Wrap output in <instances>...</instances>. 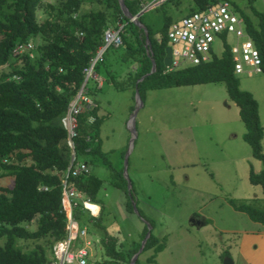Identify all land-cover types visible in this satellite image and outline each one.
Listing matches in <instances>:
<instances>
[{
	"label": "trees",
	"instance_id": "trees-1",
	"mask_svg": "<svg viewBox=\"0 0 264 264\" xmlns=\"http://www.w3.org/2000/svg\"><path fill=\"white\" fill-rule=\"evenodd\" d=\"M212 2L189 0L186 16L204 10ZM166 3L176 6L174 0H166L154 9H162ZM87 4L89 7L83 10L82 6ZM124 5L131 16H136L145 3L124 0ZM252 11L258 19L256 27L246 17L243 19L259 53L264 75V15ZM162 15L163 23L157 31L145 22V12L136 19L147 31V47L145 32L124 16L118 0H0V177L12 179L11 187L0 185V240L3 241L0 264H47L53 244L65 236L60 180L69 166L71 150L66 144L61 118L83 82L84 70L103 46V32L116 28L117 23L122 25L121 45L106 47L95 62L93 72L102 79V84L97 88L94 81V90H101L107 81L119 88L105 61L108 51L116 53L118 49L122 50L121 60L134 68L125 77L140 99L148 89L223 83L244 125L243 140L252 157L262 163L261 171L256 174L250 170L248 179L264 193L263 128L258 104L249 92L240 89L228 44H224L221 55L213 56L208 63L166 71L163 65L165 48L169 46L166 31L172 20L165 11ZM32 40L37 41L32 59L25 54L11 56L16 44ZM151 61L155 64L152 73ZM88 81L86 93L91 98L93 88L88 86ZM91 100L95 106L77 115L73 138L75 160L88 165L103 158L110 170V183L123 192L126 210L132 213V202L135 204L132 184L128 190L122 170L113 169L100 151L98 130L104 118L98 114L95 100ZM67 182L98 206L101 178L88 172L77 177L69 175ZM229 204L252 222L264 226V205L257 206L255 200L248 204L229 200ZM99 207L97 218L82 206L75 209L74 217L79 224H89L99 230L105 256L99 264H129L148 226H143L138 243L124 249L102 226L103 207ZM138 215H141L139 211ZM18 240L34 242V245L31 250L23 251L16 246ZM164 247L165 239L156 238L150 230L141 253L151 250L154 257ZM221 258L230 257L225 253ZM137 260L138 257L134 264Z\"/></svg>",
	"mask_w": 264,
	"mask_h": 264
},
{
	"label": "rangeland",
	"instance_id": "rangeland-1",
	"mask_svg": "<svg viewBox=\"0 0 264 264\" xmlns=\"http://www.w3.org/2000/svg\"><path fill=\"white\" fill-rule=\"evenodd\" d=\"M142 1L149 5L155 0ZM174 2L176 6L166 3L162 9L145 11V22L157 31L163 23L162 11L172 21L186 16L189 0ZM229 2L234 12L254 27L258 19L252 10L264 15V0ZM36 42L32 40L34 46ZM228 45H233L231 37ZM121 53V49L108 51L105 60L119 88L107 81L101 90H94L92 78L88 86L93 88L91 97L104 118L98 130L100 151L113 169L122 170L124 179V156L128 153L126 177L141 215L126 210V197L110 183V170L100 157L87 165L90 173L103 180L97 194L99 204L91 206L93 214L99 205L103 207L102 226L124 249L138 243L139 228L145 224L153 236L165 239L161 252L154 257L151 250L142 252L137 264H223L225 253L235 264H264V226L229 204V200L247 204L255 200L261 207L264 193L248 179L250 170L256 174L261 171L262 163L252 157L243 140L244 125L224 84L148 89L137 103L125 77L131 66L121 60ZM214 53L222 54L220 44L214 45ZM235 76L240 89L249 92L258 104L264 153V75ZM0 185L11 187L12 179L0 177ZM98 216L99 212L95 218ZM192 220L199 224H192ZM86 225L88 248L95 260L102 261L105 256L99 230ZM33 245L30 241L16 242L23 251Z\"/></svg>",
	"mask_w": 264,
	"mask_h": 264
},
{
	"label": "built area",
	"instance_id": "built-area-1",
	"mask_svg": "<svg viewBox=\"0 0 264 264\" xmlns=\"http://www.w3.org/2000/svg\"><path fill=\"white\" fill-rule=\"evenodd\" d=\"M164 1L166 0H155L143 6L142 10L147 11ZM121 30L122 25L117 23L116 28H108L103 32V46L84 70L83 82L61 118V125L66 132V144L71 150L69 166L60 180L61 205L66 219V230L64 238L53 244L47 264H99L101 262L93 258L88 248L90 243L86 241L87 225L79 224L74 217V211L79 206L89 211L93 217L98 215L99 211L93 214L91 209L93 204L73 185L68 184L67 177L69 175L77 177L89 172L86 162L76 161L74 156L73 138L76 136L77 115L95 106L86 93L87 81L92 78L97 83V87L101 86L102 79L93 72L94 64L101 58L106 47L121 45ZM229 37L233 39L232 47L228 45L232 54L233 73L235 75L261 74L259 53L246 32L244 19L234 12L229 0H213L204 10L170 23L166 38L170 43L171 63L165 67L166 71L210 62L213 56H217L214 53V45L220 44L223 51V46L228 44ZM34 48L32 42L16 44L11 51V56L25 54L32 59ZM89 121L92 122L93 118ZM43 189L46 190V188Z\"/></svg>",
	"mask_w": 264,
	"mask_h": 264
},
{
	"label": "water",
	"instance_id": "water-1",
	"mask_svg": "<svg viewBox=\"0 0 264 264\" xmlns=\"http://www.w3.org/2000/svg\"><path fill=\"white\" fill-rule=\"evenodd\" d=\"M118 3H119V6H120V9L122 10L123 14L125 17H127L128 19H133L132 22H134L139 28L143 29V31L145 32V45L148 47V44H149V41H148V35H147V31L146 29L144 28L143 25H141L136 19L141 16L145 11L144 10H141L136 16H131V14L127 11L125 5H124V0H118ZM158 5H155L153 7H156ZM171 63V49L170 47H166L165 48V56H164V59H163V65L166 67V66H169ZM155 71V64L153 61H151V70H150V73L154 72ZM135 99H136V102L137 103H140L141 102V99L139 97V94L137 92V90H135ZM132 146V140L130 142V148ZM127 157H128V153L124 156V164H123V174L125 176V180L127 181V189L129 190L130 187H131V184H130V181L128 180V178L126 177V171H127ZM132 207H133V212L138 215V212L136 210V207H135V204L132 202ZM192 224H199L198 221H195V220H192L191 221ZM202 223V222H200ZM150 230L151 228L148 227V231L144 237V239L142 240L141 242V245H140V248L139 250L137 251L136 254L133 255V257L131 258L130 260V263L129 264H134L138 255L141 253L143 247H144V244L146 243L147 239L149 238L150 236ZM223 264H233V262L229 259V258H225L224 261H223Z\"/></svg>",
	"mask_w": 264,
	"mask_h": 264
},
{
	"label": "crops",
	"instance_id": "crops-1",
	"mask_svg": "<svg viewBox=\"0 0 264 264\" xmlns=\"http://www.w3.org/2000/svg\"><path fill=\"white\" fill-rule=\"evenodd\" d=\"M131 69H134L133 67L131 68ZM97 88H99V87H97ZM92 98V97H91ZM95 104H96V102H95ZM97 105V104H96ZM98 114H99V111H98ZM144 226V225H143ZM143 226H142V228H143ZM142 228H139V233L138 234H140L141 233V231H142ZM233 262V264H235V262L234 261H232Z\"/></svg>",
	"mask_w": 264,
	"mask_h": 264
},
{
	"label": "bare ground",
	"instance_id": "bare-ground-1",
	"mask_svg": "<svg viewBox=\"0 0 264 264\" xmlns=\"http://www.w3.org/2000/svg\"><path fill=\"white\" fill-rule=\"evenodd\" d=\"M94 210V208H92Z\"/></svg>",
	"mask_w": 264,
	"mask_h": 264
}]
</instances>
